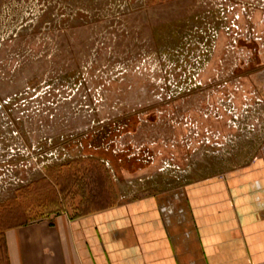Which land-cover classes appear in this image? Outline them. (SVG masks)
Listing matches in <instances>:
<instances>
[{
    "label": "rangeland",
    "instance_id": "obj_1",
    "mask_svg": "<svg viewBox=\"0 0 264 264\" xmlns=\"http://www.w3.org/2000/svg\"><path fill=\"white\" fill-rule=\"evenodd\" d=\"M263 149L264 0H0V264L18 224Z\"/></svg>",
    "mask_w": 264,
    "mask_h": 264
},
{
    "label": "crops",
    "instance_id": "obj_2",
    "mask_svg": "<svg viewBox=\"0 0 264 264\" xmlns=\"http://www.w3.org/2000/svg\"><path fill=\"white\" fill-rule=\"evenodd\" d=\"M5 242L8 264H264V149L220 175L17 226Z\"/></svg>",
    "mask_w": 264,
    "mask_h": 264
},
{
    "label": "trees",
    "instance_id": "obj_3",
    "mask_svg": "<svg viewBox=\"0 0 264 264\" xmlns=\"http://www.w3.org/2000/svg\"><path fill=\"white\" fill-rule=\"evenodd\" d=\"M24 224H26V223H22V224H18V225H16V226H20V225H24ZM15 226V227H16ZM5 246H6V242H5ZM6 248V247H5Z\"/></svg>",
    "mask_w": 264,
    "mask_h": 264
}]
</instances>
